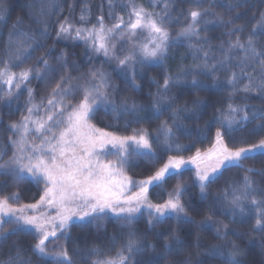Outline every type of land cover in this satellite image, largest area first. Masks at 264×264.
<instances>
[{
  "label": "snow or ice",
  "instance_id": "obj_1",
  "mask_svg": "<svg viewBox=\"0 0 264 264\" xmlns=\"http://www.w3.org/2000/svg\"><path fill=\"white\" fill-rule=\"evenodd\" d=\"M158 5H162L160 11L155 10ZM35 7L29 0L21 10L27 8L26 15L33 19ZM74 7V3L68 4L70 15ZM116 7V0H102L96 23L89 27L91 8L84 3L80 25L73 24L70 15L57 21L55 38L57 42H82L90 61L102 56L104 63L114 64L112 71L134 92L142 90L137 80L147 77L144 69L163 66L174 46H185L183 58L191 56L192 63L181 65L176 73L165 69L160 79L149 78L146 103L131 96L117 101V87L103 67H91L73 77L69 69L78 71V66L69 63L70 54L46 46L53 26L41 18L61 14L60 0H40L34 20L40 27L35 29L25 27L22 15L9 26L13 8L10 0H0V126L11 133L8 145L12 149L4 160L7 150L0 145V246L19 235H30L35 241L27 247L13 241L0 264H32L28 251L44 264H75L73 257L79 249L69 252L70 229L94 225L99 231L103 227L99 221L108 217L123 222L119 226L128 229L126 237L114 256L104 255L93 245L84 257H96L92 264H192V257L185 256L189 245L181 238V229L171 227L173 221L211 229L217 239L225 241L205 246L203 255L220 259L221 264H251L245 249L228 241L229 235L242 238L250 234L230 229L213 216H227L232 224L251 222L252 232L264 236V187L253 178L264 177V167L245 165V161L264 165V108L234 102L238 93L247 96L255 92L264 100V0H149L147 7L128 0L121 5L127 19ZM105 15L113 22L106 24ZM181 21L173 37L169 28ZM211 26L225 30L215 37L218 46L208 35ZM42 49L43 54L36 55ZM34 79L45 84V93L38 100L30 86ZM213 90L227 91L226 100L198 96L201 91ZM25 91L21 112L18 102ZM193 94L196 98L189 99ZM218 102L221 107H216ZM13 103H17L15 109ZM209 107L215 112L204 127L186 123L200 121ZM4 108L9 116L20 113L19 119L4 125ZM101 113L116 121L131 117L125 120L126 126L153 120L159 123L153 131L138 128L131 135H120L93 123ZM165 115L167 119H161ZM213 125L216 129L210 146L185 156L197 142L208 139ZM194 136L189 145L180 142L181 137ZM134 157L152 165L140 179L127 174L130 166L138 167ZM190 166L195 174L192 185L199 190L196 203L185 200L190 188L183 176ZM231 169L242 170L241 179L225 181V186L211 195V185ZM173 180L176 183L165 199H150V190L164 189ZM21 185L35 186L38 199L24 203L19 190L5 193ZM189 209L204 211V218L196 221ZM145 213L147 228L141 233L135 224ZM148 234L157 243L149 242ZM61 240L65 243H59ZM112 241L115 243V236ZM195 246L200 248L199 235ZM261 246L264 248V243ZM145 253H151L146 260L135 259ZM197 264L206 262L197 259ZM259 264H264V258Z\"/></svg>",
  "mask_w": 264,
  "mask_h": 264
},
{
  "label": "trees",
  "instance_id": "obj_2",
  "mask_svg": "<svg viewBox=\"0 0 264 264\" xmlns=\"http://www.w3.org/2000/svg\"><path fill=\"white\" fill-rule=\"evenodd\" d=\"M29 2V0H10V4L13 8L12 12V19L9 20V26L11 23L15 20V17L17 15L24 16V22L25 27H32L33 29L40 27V25H37L34 23L35 18L39 14V4L40 0H32L36 4V7L33 9L36 16L33 17V19H29L26 15L28 12L27 8H24L21 10V5ZM60 2L63 4V12L61 14H53L51 17L45 16L41 19L47 20L53 27L50 29V37L47 41H45V44L49 48H54L55 52L58 53L60 50H66L70 54V64H75L78 66V71H72L69 69L70 74L75 77L80 75L82 72H86L91 67L101 68L105 71H107L111 76V82L117 87V94L116 99L119 101V99L122 96H131L136 98L137 100L141 102H147V93L149 91V83L148 79L155 77L157 79H160L162 74L164 73L165 69H167L170 73H176L181 65H189L192 63L191 56H187V58H183L187 54V48L183 45H176L170 50L169 59L165 62V64L161 67H148L144 69L147 73V77L145 80L140 81L137 80L138 84L142 85V90L140 92H134L132 91L131 87L126 84L125 80L120 76L117 75V73L112 71V68L114 67V64L109 65L107 63H104V58L102 56H93L92 60H89V56L85 55V46L82 42H71V41H61L57 42L55 38V26L57 24V21H62L65 17H68L69 9L68 4L74 3V11H72L70 15V20L73 24L79 26L80 25V8L84 3H87L89 7L91 8V13L88 16V25L91 26L92 24L96 23V17L99 15V6L102 3V0H60ZM128 0H116L117 7L115 11L119 14L125 15V19H127L126 13L121 12V5L126 4ZM136 3L143 4L146 7L148 4L146 2L140 3V0H136ZM162 5H158L156 7V11H160V8ZM183 7H187V5H183ZM105 10H107V5L105 3ZM152 10V9H149ZM216 11H222V9L217 8ZM113 21H110L107 18V15H105V23L109 24ZM183 21H181L180 24L172 23L169 30L173 37H175L176 33L180 30V27L182 25ZM238 23H242V21H238ZM225 30L223 28H216L214 26L210 27V31L208 32V35L213 37V45L218 46L220 41L218 39H215L217 36H221L222 33ZM4 36L6 38L7 36V28L3 29ZM224 39H227V37H223ZM140 40H143L144 37H139ZM0 45H2V41H0ZM127 46V45H125ZM43 49L38 51L36 55L43 54ZM91 55V54H89ZM183 58V59H182ZM29 64L35 63V61H29ZM221 78H223L224 74L221 73ZM207 83L211 84V80H207ZM33 89L36 90L37 93V100L41 95H44L45 93V84L43 82L32 80L31 85ZM151 91H155V87L153 86L151 88ZM199 98L205 99V100H211V101H223L226 100L228 96L227 91L222 92H216L215 90L209 92V91H201L198 93ZM196 98V94H193V96L188 97ZM27 99V92L25 91L23 95H21L20 100L18 102V105L20 107L21 112H23V106L24 101ZM237 104H247L249 107H256V108H264V100L259 98V94L253 92L250 95L245 96L244 93H238L236 95V99L234 101ZM221 103H216V107H221ZM17 107V103H13L12 108L15 109ZM215 112V108L209 107L204 114L203 118L200 121L191 122L186 121V123H189L191 127L195 128L197 124L200 127L205 126V122L209 121L210 118L213 116ZM3 120L4 125H7L10 121L18 120L20 117V113H17L15 115L9 116L8 109H3ZM142 115H148V113H144ZM131 117H124L120 119L119 121L113 120L110 115L105 116L102 113L98 115L97 119L93 121L94 124H96L97 127L103 128L105 131H111L116 132L120 135H131L133 129L138 128H147L149 131H153L159 121H145L142 123H130L127 126L125 125V120H131ZM161 119H167V115L162 117ZM216 125H213L211 132L208 134V139L204 140L203 143L197 142L195 144V147L191 149V151L184 152L183 154L185 156H189L195 152L196 148H207L210 146V140L212 133L215 132ZM11 135L9 131H6L4 126H0V145H3L7 150V155L3 157L4 160H7L11 154L12 149L8 145V137ZM195 139V136L192 139L181 137L180 142L185 145H189L192 143V140ZM134 165L137 166H130L127 169V174L129 176H132L134 179H140L142 178L145 171L152 167V165L146 161L143 158L140 157H134L133 158ZM2 162V161H0ZM245 165L249 167H264L259 162H253V161H245ZM242 170L238 169H231L228 172H225L223 178H221L219 181H217L215 184L211 185L209 192L211 195L217 194V192L222 189L225 186V181L229 179L234 180H240L243 176ZM195 178L194 171L190 170L186 171L183 180L188 184L190 188V193L186 194L185 200H191L192 202L196 203L198 202L199 197V190L198 188H195L192 185V182ZM255 180H257L261 187H264V177L255 176L253 177ZM3 179V178H0ZM176 183L175 180L170 181L168 185L165 186L164 189H157L155 191H151L149 193L150 199L153 202H161L163 199L166 198V192L172 185ZM31 188V191H28V188ZM42 187V185H41ZM19 190L22 193V202L24 203H31L34 202V199H38V196L36 195L37 188L35 186H29V185H21L19 189H6L5 193L8 191H16ZM204 205H201V208L204 209ZM189 214L192 215V217L196 221H200L204 218V211H201L200 213H196L189 209ZM148 217L145 213L144 216H142L138 222L135 224V228L138 232H145L147 228V221ZM214 220H221L224 223L229 225L230 229H233L238 232L243 233H249L250 235L244 236L242 238H238L234 235H229L228 241L229 242H235L239 244L242 248L246 251V258L247 261L251 262V264H259V261H261L262 258H264V248H262V243H264V236H261L259 233L252 232L251 228V222L249 224L239 225V224H232L229 221V218L227 216L221 215L217 213L213 216ZM99 223L103 226L99 231H97L96 227L89 226L85 228L73 226L70 229L71 233V240L67 242V247L69 249V252L72 253L73 249H79L78 252L74 255V261L75 264H92V260L96 259V257H89L85 259L84 257L87 255L88 250L93 246L99 247L104 255L106 256H114L116 249L120 247V245L124 242V238L126 237L128 229L121 228L119 225L123 222H117L114 218L108 217L105 218L102 221H99ZM171 227L173 228H180V236L182 239H185L188 243L187 250L185 252V256H191L192 257V264H197V259L203 260L206 262V264H221V260L217 258H211L203 255L205 246L212 245V244H223L225 241L219 240L216 238L215 232L211 229H196L195 226H184V225H177L174 221L171 222ZM160 230V229H157ZM191 231L192 235L187 236L186 232ZM199 235V244L200 248L198 249L196 244V236ZM116 237L115 243L112 241V237ZM147 239L149 242L157 243L153 239V236L151 234H148ZM19 241L20 244L24 247H27L28 245L34 243L32 236L30 235H19V236H13L11 237L3 246H0V260L7 258V253L9 248L12 245L13 241ZM251 240V244L249 241ZM59 243H65L64 240L59 241ZM49 247H53V245H49ZM28 257L31 258L32 264H44V262L34 255L31 251H28L26 253ZM148 255H151V253H145L144 255L136 256L135 259L137 260H146ZM103 258V257H101ZM183 258V257H181Z\"/></svg>",
  "mask_w": 264,
  "mask_h": 264
},
{
  "label": "rangeland",
  "instance_id": "obj_3",
  "mask_svg": "<svg viewBox=\"0 0 264 264\" xmlns=\"http://www.w3.org/2000/svg\"><path fill=\"white\" fill-rule=\"evenodd\" d=\"M142 2H146L147 4L149 3V0H140V3H142ZM109 158H111V159H115V157H109ZM131 191H135V189L133 188V189H131ZM130 194V193H129Z\"/></svg>",
  "mask_w": 264,
  "mask_h": 264
}]
</instances>
